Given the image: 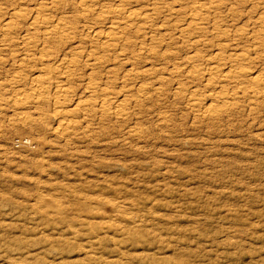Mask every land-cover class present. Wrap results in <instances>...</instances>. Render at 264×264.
Wrapping results in <instances>:
<instances>
[{"label": "rangeland", "instance_id": "obj_1", "mask_svg": "<svg viewBox=\"0 0 264 264\" xmlns=\"http://www.w3.org/2000/svg\"><path fill=\"white\" fill-rule=\"evenodd\" d=\"M10 1L0 0V25L8 18L7 12L25 8L22 13L28 17L41 0H21L24 3L12 5ZM149 1L122 2L128 5L129 12L142 13L147 11ZM174 2L160 0L156 5L153 13L159 16L155 21L159 23L146 31V39L153 38V43L143 40L141 45V39L136 35V41L132 29L124 38L127 43L121 40L119 50L109 53L110 56L106 54L107 57L81 35L85 26H93L92 21L79 20V26L77 23L74 27L79 30V46L83 49L79 47L78 53L85 50V54L82 58L81 54L77 55L79 69L73 71L83 74L82 78L75 77L78 81L73 79L65 84L72 103L67 101L59 109L48 104L46 98L53 94L47 79L51 70L58 75L61 70L56 66L58 63L21 62L18 37L27 28L23 20L16 21L19 25L10 35L14 48L12 45L6 48L0 41V264H264V95L256 100L245 99L235 83L238 91L235 90L238 93L235 106L225 108L208 89L197 84L199 76L196 77L199 81L188 79L190 83L187 79L177 83L176 77L192 69L187 58L195 54L196 67L205 69L220 53V45H231L235 54L247 55L246 61L235 63V70L264 77V0H188V5L172 16L170 10L178 4ZM194 3L218 10L208 14L204 21L196 22L201 24L200 35L194 33V22L195 27L183 19L184 10ZM58 6V11L52 8L49 12L53 21L63 12H80L72 0H60ZM53 11L56 13L52 15ZM165 18L169 24L161 25ZM182 27L187 33L190 30L199 46L192 48L190 40L187 42L189 34H183L184 40L181 39L178 31ZM98 29L107 31L99 26ZM216 29L229 30L235 38H218L214 36ZM47 47L44 52L53 55L62 57L67 52L64 47L61 48L64 53L58 47ZM121 47H125L123 52ZM40 48L30 53L31 58L40 57ZM92 50L95 54L100 52L97 55L104 62L103 65L102 60L98 61L93 73L87 67L92 63L88 60ZM150 50L158 54L151 55ZM140 51L144 56L137 53ZM136 54L140 57L136 58ZM144 62L155 63L151 68L155 71H150L147 80L127 77L131 67L135 72L146 70L142 66ZM98 64L102 67L97 68ZM101 74L111 81L108 84L111 88L108 85L103 88L123 91L121 94L128 104L124 111L127 117L116 119L110 113L86 117L79 114L75 102L87 100L89 78L98 79L97 83L105 82ZM16 78L21 82L19 88L11 85ZM38 80L50 89L49 96L41 102L36 101L30 90V85ZM123 80L128 84L126 88ZM128 81L131 86L143 83L149 88L145 100L136 97L135 92L132 94L135 100L129 93L126 96L124 90L131 89ZM177 84L195 91V98L202 103L215 106L218 117L203 118L188 108L185 102L189 94L173 93ZM14 88L24 91V96L15 98ZM232 90L228 89L229 94ZM57 112L68 113L75 125L66 139L55 134L61 121ZM96 235L99 253L88 254L87 240L95 239Z\"/></svg>", "mask_w": 264, "mask_h": 264}, {"label": "bare ground", "instance_id": "obj_2", "mask_svg": "<svg viewBox=\"0 0 264 264\" xmlns=\"http://www.w3.org/2000/svg\"><path fill=\"white\" fill-rule=\"evenodd\" d=\"M7 1V0H6ZM31 1V0H30ZM40 1V0H39ZM59 1L60 0H41L40 3H38L37 7H32L33 9L31 10L30 12V15L28 17H25V15L22 13L24 9H22V11H12V13H8L6 15H8V18L5 20L4 24L0 25V38H1V44L2 46H5L6 48H11L10 46L12 45L11 43L12 42V37L10 36L11 34H13L12 32H16L14 31L15 29H17L19 23L16 24V21L17 22H20V20L22 19L24 24L26 25V31H25V34H23L21 37H18L21 41V48H20V52L22 53L21 55H23V59L21 60V62H24L26 60L29 61H35L37 60V62H44L46 60H52L53 62L55 63H58L56 66H58L61 70L59 71L58 75L56 76L55 73L53 72V70H51L52 72H50V77H48L49 79L48 82L50 83V89L52 90L53 89V94L50 96V97H46L47 95L49 96V93H50V89H48L47 87H44V81H40L38 80V82L36 81V83H32L30 85V90L32 91L33 95L36 97V101L38 102H41L42 100H46L44 99L45 97L48 98V101H46L48 104L52 105L54 107V109L56 108H62L65 103L68 101L70 103L71 100L68 98V94L70 96V93L67 91V89L65 88L64 89V86L65 84H70L72 82L73 79H77L75 78L76 76L78 78H80L81 74H83L82 72H79L78 74H76V72L73 71L74 68H78L79 67V59L80 57L82 58L83 55V51L85 50H82L83 49V46H79V44H81V42L79 43V41H81L79 39V30H77L78 28H76V26L78 27L79 26V20H82V21H86L87 20H91L92 23H90L91 27L89 26H85L86 29L84 30V32H82L81 35H83V37L87 38L90 42H91V45L92 43L96 44V46H98L100 48V50L102 49V55L106 56H110L109 53H114L115 51L119 50V44H121V40H124L125 37H127L128 35V31L129 30H132L134 29L135 33L133 35H137L139 38L138 39H141V42L139 41V43L142 45L143 40H147L149 41L150 43H153L154 39L151 37L146 39V35L148 34L146 31L147 30H150L155 23V21L157 20V16L155 12V9H156V5H158V2L160 0H150L148 4H146L147 7V11H144L142 13H135L134 12H129L128 10V5L126 4H123V0L122 1H118V0H114L111 4H104L105 1L107 0H72V3H76L80 9V12L79 11H74V13H77V14H74L72 13L73 11H70L72 15L68 14H65L64 12L61 13V16L59 18H57L56 21H53L52 19H50L49 17V12L51 13L52 11V8L56 9L58 11V8H59ZM112 1V0H111ZM135 1V0H134ZM175 2L174 3H178L177 4V7L176 6H173V8L170 10L172 11L171 12V15L172 14H179L180 11H182L184 8L183 6L184 5H188V0H174ZM200 1V0H199ZM254 1H259V0H254ZM262 1V0H261ZM10 5H12V3H18V4H22L23 1L21 0H12L10 1ZM24 2H26L24 0ZM23 2V3H24ZM62 2V1H61ZM60 2V3H61ZM110 2V1H108ZM126 2V1H125ZM124 2V3H125ZM165 2V1H164ZM190 2V1H189ZM194 2V1H193ZM34 3V2H33ZM106 3V2H105ZM131 3V2H129ZM137 3V1H136ZM258 3V2H257ZM2 4V3H1ZM17 4V5H18ZM30 4V3H29ZM62 4V3H61ZM67 4V3H66ZM138 4H143L141 2H139ZM191 4V3H190ZM9 5V6H10ZM63 5H64V2H63ZM144 5V4H143ZM160 5V4H159ZM162 5V4H161ZM173 5V3H172ZM23 6V5H22ZM140 6V5H139ZM17 7V6H16ZM20 7V6H19ZM76 7V6H75ZM163 7V6H162ZM171 7V5H170ZM254 7V6H253ZM15 8V7H14ZM30 8V7H29ZM152 10H150V9ZM160 8V7H159ZM17 9V8H16ZM65 9V8H64ZM78 9V10H79ZM149 9V10H148ZM167 9V7H166ZM11 10V9H10ZM14 10V9H13ZM19 10H21L19 8ZM60 10V9H59ZM61 10H63L61 8ZM142 10V9H141ZM144 10V9H143ZM146 10V9H145ZM162 10V9H161ZM165 10V9H164ZM216 10V11H215ZM166 11V10H165ZM186 11V14H185V18H183L185 21H188L190 22V24L193 25V22L195 23V26L193 25V27H195V31L194 33H196L197 35L199 34L200 35V32H201V28L199 27L201 24H196V22L198 21H204L205 18H208L206 17L208 14H211L212 12L215 13V12H218L217 9L214 8V6H206V5H202V4H199V3H194L192 4L188 9L184 10ZM27 12V10H26ZM62 12V11H61ZM154 12V13H153ZM167 12V11H166ZM3 13V12H2ZM56 13V11L52 13V15ZM185 13V12H184ZM220 13V12H219ZM59 14V12H58ZM74 14V15H73ZM218 14V13H217ZM257 14V13H256ZM70 15V16H69ZM155 15H156V18H155ZM170 15V14H169ZM170 15V16H171ZM216 15V14H215ZM213 15V16H215ZM165 16V15H164ZM167 16V15H166ZM173 16V15H172ZM171 16V18H172ZM180 16V15H179ZM58 17V16H56ZM159 17V16H158ZM163 17V16H161ZM169 17V16H168ZM53 18V16H52ZM170 18V19H171ZM212 18V17H209V19ZM2 19V18H1ZM159 19V18H158ZM166 19V18H165ZM163 19L161 21V25L162 24H169V22L167 21L168 19ZM174 19V18H173ZM171 19V21L173 20ZM180 19V18H179ZM170 21V22H171ZM180 21V20H179ZM207 21V20H206ZM81 22V21H80ZM182 22V21H181ZM215 21L213 20V23ZM218 22V21H217ZM221 22V21H219ZM252 22V21H251ZM255 22V21H253ZM75 27L74 25L77 24ZM158 23H159V20H158ZM157 23V24H158ZM175 23V22H174ZM213 23H212V27H213ZM262 23V22H261ZM264 23V22H263ZM178 24V23H177ZM216 24V23H214ZM218 24V23H217ZM257 24V23H256ZM255 24V25H256ZM173 25V24H172ZM258 25V24H257ZM17 26V27H16ZM98 26L101 27V29H106L107 31L105 32L104 30H100L98 29ZM175 26V25H174ZM173 26V27H174ZM179 26V25H178ZM182 26V25H181ZM215 26V25H214ZM223 26V25H222ZM202 27V26H201ZM216 27V26H215ZM218 27V26H217ZM229 27V26H228ZM162 28V27H161ZM163 28H167L163 26ZM178 28V27H177ZM213 29H215L213 27ZM222 29V28H221ZM235 29V28H234ZM153 31V30H152ZM161 31V30H160ZM174 31V30H173ZM172 31V32H173ZM189 32L187 33V29L186 28H181L178 32L181 34L180 37H182L183 34H189L190 33V30H188ZM213 31H216L215 32V35L214 36H217L218 38L219 37H223V38H235L232 36V34L226 30H219V29H216V30H213ZM240 31V30H239ZM19 32V31H18ZM132 32V31H131ZM177 32V33H178ZM208 32V31H207ZM233 32V31H232ZM41 35H40V34ZM16 34V33H15ZM14 34V35H15ZM131 34V33H129ZM172 34V33H171ZM174 34V33H173ZM202 34V33H201ZM208 34V33H206ZM261 34V33H260ZM17 35V34H16ZM205 35V34H204ZM211 35V34H210ZM263 35V34H262ZM19 36V35H18ZM134 36V37H135ZM137 36L135 37L136 41H137ZM202 36V35H201ZM251 36V35H250ZM11 37V39H10ZM131 37H132V34H131ZM155 37V36H154ZM189 39L187 40V42L190 40V43H191V46L192 48L193 47H196V46H199V41H195L194 38V35H190L189 34ZM207 37V36H206ZM209 37V36H208ZM130 38V37H129ZM205 38V37H204ZM240 38V37H239ZM260 38V37H259ZM82 39V38H81ZM126 39V38H125ZM160 39V38H159ZM168 39V38H167ZM176 39V38H174ZM183 39V37L181 38ZM231 39V40H232ZM18 40V39H16ZM129 41V39H127ZM169 40V39H168ZM167 40V41H168ZM184 40V39H183ZM186 40V39H185ZM229 40V41H231ZM239 40V39H238ZM237 40V41H238ZM126 42V40H124ZM173 41V39H172ZM180 41V40H179ZM206 41H207V38H206ZM214 41V40H213ZM236 41V40H235ZM15 42V41H14ZM85 42V41H84ZM138 42V41H137ZM19 43V42H18ZM127 43V42H126ZM126 43H125V47H128L126 46ZM130 44L131 41L129 42ZM160 43V42H159ZM165 43V42H163ZM175 43V42H174ZM236 43V42H235ZM93 44V45H94ZM123 44V42H122ZM134 44V43H133ZM132 44V45H133ZM185 44V43H184ZM199 44V45H198ZM213 44V43H212ZM251 44V43H250ZM82 45H83V42H82ZM90 45V44H89ZM135 45H136V42H135ZM134 45V46H135ZM139 45V44H138ZM141 45L140 48H141ZM144 45V44H143ZM162 45V44H161ZM170 45V44H169ZM182 45V44H181ZM216 45V44H215ZM219 45V44H217ZM254 45V44H253ZM54 47L56 49V47H58L60 50H64L66 49V53L61 57L60 55L58 54H55L53 55V53H49V52H44V49L45 47ZM94 46V47H96ZM132 46V48L134 47ZM146 46V44H145ZM12 47L14 48V46L12 45ZM39 47L40 48V57L38 59H36L35 57L31 58L32 54H30L31 52L34 53V50H37ZM47 47V48H48ZM62 47H64V49H61ZM79 47H81L82 49V54H81V51L80 53H78V50ZM92 47V46H91ZM96 47V49L98 48ZM123 47V46H122ZM122 52L124 51L122 48ZM188 47V46H187ZM220 50H219V54H214L215 58H214V62L211 63L210 65H206L207 67L204 69L203 67V70L196 67V64H195V59L197 58V54L195 55H192L190 57H188V63L191 64L192 66V69L190 71H187L186 73H183L180 75H177V79H178V82L181 81V80H184V79H187V81H189L188 79H197L196 77H198V79H200L199 82H197V84L200 83V86H202V88L204 89H208L211 93V96L215 97V99L218 101L219 104H222L225 108H232L235 106V95L236 92H238L236 89L238 90H242V95L245 96L249 99H252V100H256V99H259L261 98L263 95H264V88H263V81H264V77L262 75H252L251 72L249 71H246V70H235V63H239V62H243V61H246L247 60V55L245 54H235V48L232 47L231 45H220L219 46ZM87 48V47H84V49ZM130 49V47H128ZM136 48H137V45H136ZM186 48V47H185ZM191 48V49H192ZM212 48V47H211ZM254 48V47H253ZM54 49V50H55ZM92 49V48H91ZM120 49V50H121ZM145 49V48H144ZM150 49V47H149ZM152 49V48H151ZM195 49V48H194ZM255 49V48H254ZM1 50V49H0ZM19 50V49H18ZM138 50V49H137ZM136 50V51H137ZM141 50V49H140ZM147 50V49H146ZM154 50V48H153ZM199 50V49H198ZM58 51V50H57ZM63 52H60V53H64ZM87 51V50H86ZM90 51V50H88ZM95 50H92L91 51V54L89 55L88 57V60L90 62H92L91 64H88L87 67H89L88 69H90L89 71L92 72V69L97 65L96 63L99 61L101 62L100 59L99 60V57L97 54L94 53ZM98 51V50H97ZM96 51V52H97ZM135 51V50H133ZM133 51H130L133 53ZM135 51V53H136ZM151 51V50H150ZM167 51V50H166ZM257 51V50H255ZM59 52V51H58ZM120 52V51H119ZM118 52V53H119ZM141 52V51H140ZM140 52H137L139 54H144V52L140 53ZM146 52V51H145ZM151 55H155V53L158 54V51H151ZM59 53V54H60ZM90 53V52H89ZM117 53V54H118ZM134 53V54H135ZM171 53V52H170ZM176 53V52H175ZM250 53V52H249ZM14 54V53H13ZM79 54H81L82 56H80ZM124 54V53H123ZM169 54V53H168ZM62 55V54H61ZM80 56L79 58L77 57ZM101 55V56H102ZM131 55V54H130ZM138 57L136 58H139L140 56L138 54H136ZM135 55V56H136ZM147 55V54H146ZM149 55V53H148ZM159 55H160V52H159ZM163 55V54H162ZM172 54H170L171 56ZM106 56V57H107ZM115 56L117 57V55L115 54ZM134 55H132L131 58H133ZM144 56V55H143ZM156 56V55H155ZM173 56V55H172ZM87 57V56H86ZM85 57V60H87ZM118 57H120V55L118 54ZM149 57V56H148ZM177 57V56H175ZM212 57V56H211ZM16 58V57H15ZM105 57H103L104 59ZM115 58V57H114ZM135 58V57H134ZM165 58V57H164ZM107 59V58H106ZM169 59V58H168ZM179 59V58H178ZM121 60V59H120ZM124 60V59H123ZM136 60V59H135ZM139 60V59H138ZM153 60H156L153 58ZM164 60V59H163ZM171 60V59H170ZM180 60V59H179ZM198 60V59H197ZM88 61V63H90ZM105 61V59H104ZM130 61V60H129ZM143 61H144V58H143ZM142 61V62H143ZM150 61V60H149ZM87 62V61H86ZM103 62V60H102ZM128 62V61H127ZM133 62V60L131 61ZM136 62H140V61H136ZM146 62V61H145ZM142 65V66H145L147 67L146 70H141V72H135L132 67L130 69L127 70V77L130 76L131 78H135L136 80L137 79H145L146 77H148V75L150 74V71H155V70H152L151 68H153V65L155 64H151L150 62L149 63H145ZM153 62V61H152ZM218 62H221V65L218 64ZM49 63V62H48ZM54 63V64H55ZM85 63V62H84ZM110 63V62H109ZM122 63H126V62H122ZM121 63V64H122ZM134 63V62H133ZM138 63H135L137 66L139 65ZM203 63V62H202ZM16 64V63H15ZM29 64V63H28ZM81 64H82V61H81ZM105 64H108V63H105ZM163 64V63H162ZM176 64V63H175ZM86 65V63L84 64ZM83 65V68L85 69L86 66L84 67ZM103 65H104V62H103ZM109 65V64H108ZM135 65V66H136ZM167 65V64H166ZM187 65V64H186ZM195 65V66H194ZM24 66V65H23ZM55 66V68H56ZM124 66V65H123ZM131 66H134V65H131ZM157 64L155 65V68H158L156 67ZM164 66V65H163ZM168 66V65H167ZM22 67V66H21ZM36 67V66H35ZM81 67V65H80ZM98 67H102V64H98L97 68ZM107 67V66H106ZM129 67V66H128ZM82 68V67H81ZM94 68V69H95ZM116 68V67H115ZM123 68V67H122ZM135 68V67H133ZM173 68H174V65H173ZM31 69V68H30ZM42 69V68H41ZM79 69V68H78ZM87 69V68H86ZM87 69V70H88ZM93 69V70H94ZM109 69V68H108ZM136 69H139V67H136ZM142 69V67H141ZM32 70V69H31ZM77 70V69H76ZM117 70V69H116ZM119 70V69H118ZM126 70V69H125ZM157 70V69H156ZM186 70V69H184ZM48 71V69H47ZM58 70H56V73H57ZM101 71V70H100ZM171 71V70H169ZM7 72V71H6ZM104 72V71H103ZM102 72V73H103ZM123 72V71H122ZM125 72V71H124ZM160 72V71H159ZM93 73V72H92ZM107 73V72H106ZM152 73V72H151ZM154 73V72H153ZM170 73V72H169ZM257 73V72H256ZM18 74V73H17ZM117 74V73H116ZM115 74V75H116ZM156 74V73H155ZM158 74V73H157ZM156 74V75H157ZM23 75V74H22ZM85 75V74H84ZM96 75V74H94ZM99 75H100V72H99ZM103 75V74H101ZM119 75V74H118ZM121 75V74H120ZM151 75V74H150ZM153 75V74H152ZM168 75V74H167ZM171 75V73L169 74ZM17 76V75H16ZM49 76V75H48ZM90 76V75H89ZM104 76V75H103ZM122 76V75H121ZM155 76V75H154ZM42 77V76H41ZM91 77V76H90ZM98 77V75H97ZM105 77V76H104ZM103 77V78H104ZM128 77V78H130ZM153 77V76H152ZM171 77V76H170ZM174 77V76H173ZM82 78V77H81ZM124 78V77H123ZM122 78V79H123ZM161 78V77H160ZM163 78V77H162ZM105 79L107 80V78L105 77ZM111 79V78H110ZM120 79V78H119ZM125 79V78H124ZM170 79V78H169ZM177 79H175V81H177ZM12 86L15 85L16 87L19 88V85L21 84V82L18 80V78L16 79H12ZM100 80V78H99ZM103 80V79H102ZM100 80V81H102ZM104 80L105 82H96L98 81V79L96 81H91V78L88 79V82L86 84V90L88 91V95H87V100L86 101H83L81 102L82 100H79V101H76V106L77 108L79 109V114L80 112L83 113V115L86 117L88 115H96L97 113H100V114H108L110 113L111 116H114L116 119L118 118H125V116L127 117V112L125 113L124 111H126L127 107H128V104L126 102V97L124 95L121 94V93H118L117 91H115V87H113L112 85V88H114V92H111L109 90H106L105 88L103 87H106L110 82L109 80ZM127 80V79H125ZM129 80V79H128ZM132 80V79H131ZM147 80V79H145ZM162 80V79H161ZM172 80V79H171ZM170 80V81H171ZM192 80V81H193ZM32 81V80H31ZM78 81V80H76ZM117 81V80H116ZM119 81V80H118ZM135 81V80H133ZM143 81V80H142ZM165 81V80H164ZM126 81L123 80V83L124 85L127 84L125 83ZM129 82V85L128 86L129 88H131L130 90H124V88H122L125 92H126V96L129 94H133V92H135L134 94H136V97L137 95L140 96V97H143L144 99V96L147 95V92L149 91V88H147V86L143 85V83L139 86H134L133 83L131 86V81H128ZM144 82V81H143ZM155 82V81H154ZM157 82V81H156ZM162 82V81H160ZM196 82V80H195ZM86 83V82H85ZM117 83V82H116ZM168 83V82H167ZM174 83V82H172ZM186 83V82H184ZM190 83V81H189ZM235 83H238L237 84V88L235 89ZM84 84V83H83ZM137 84V83H136ZM160 84V83H159ZM159 84L157 83V85L159 86ZM163 84V82H162ZM162 84H160L162 86ZM118 85V83H117ZM128 85V84H127ZM153 86V83H150L149 86ZM156 85V86H157ZM180 84H177V87L174 89V94H189V98L187 99V101L185 102V104H187V106H189L188 108H191L193 109L194 111H196L201 117L203 116H206L208 117V115L210 116H216L218 114V110L215 106L211 105V103H209V105H206L208 103L205 104L202 103L201 101L197 100L195 98L194 93H196L195 91H191L190 88L187 89L183 86H179ZM73 86V85H72ZM103 86V87H102ZM109 86V85H108ZM107 86V87H108ZM155 86V85H154ZM111 88V86H109ZM124 87V86H122ZM195 87V86H194ZM199 87V86H198ZM197 87V88H198ZM73 88V87H72ZM120 88V87H119ZM125 88H126V85H125ZM128 88V89H129ZM151 88V87H150ZM196 88V87H195ZM232 88L233 90L231 92V94H229L228 92V89ZM15 91L13 92L14 93V97H18L20 98L21 96H24L22 93L24 91H22L21 89H18L16 90V88H14ZM23 89V88H22ZM85 89V88H84ZM148 89V91H147ZM85 90V91H86ZM121 90V89H120ZM152 90V89H151ZM165 90V89H164ZM167 90V89H166ZM171 90V89H170ZM195 90V89H194ZM198 90V89H197ZM201 90V89H200ZM236 90V92H235ZM70 91V90H69ZM79 91V90H78ZM83 91V90H82ZM109 91V92H108ZM163 91V90H162ZM9 92V91H8ZM12 92V91H11ZM74 93V92H73ZM153 93V92H152ZM163 93V92H161ZM165 93V92H164ZM167 93V92H166ZM150 95V94H149ZM173 95V94H172ZM121 96V97H120ZM188 96V95H187ZM197 96V95H196ZM13 97V96H12ZM28 97V96H27ZM72 97V96H71ZM130 97V96H129ZM134 96H132L133 98ZM237 97V96H236ZM159 98V97H158ZM73 99V98H72ZM131 99V98H129ZM135 100V98H133ZM137 99V98H136ZM139 99V98H138ZM142 99V100H143ZM146 99V97H145ZM144 99V100H145ZM25 100V99H24ZM31 100V99H30ZM133 100V101H134ZM141 100V99H139ZM141 100V102H142ZM186 100V99H185ZM203 101V100H202ZM27 102V101H26ZM132 102V101H131ZM130 102V103H131ZM136 102V101H134ZM138 102V101H137ZM140 102V101H139ZM261 102V101H260ZM22 103V102H21ZM143 103V102H142ZM32 104V103H31ZM134 105V103H132ZM132 104H130L132 106ZM21 105V104H20ZM137 105V104H136ZM143 105V104H142ZM39 107V106H38ZM17 107H15L16 109ZM22 108V107H21ZM25 108V107H24ZM36 108V107H35ZM18 109V108H17ZM126 109V110H125ZM192 110V111H193ZM21 111V110H20ZM61 111V110H60ZM128 111H129V108H128ZM45 112V110H44ZM75 112V111H74ZM41 113V111H40ZM60 117H61V121L58 123L57 127L55 128V134L58 135V136H61V138H64V137H68L67 134H69V129L73 128L75 125H72V120L70 121L69 118H68V113H59L57 112ZM78 113V112H77ZM23 114V113H22ZM20 113V115H22ZM71 114V113H70ZM98 115V114H97ZM24 116V115H23ZM44 116V115H43ZM75 116V115H74ZM80 116V115H79ZM92 116V118H94ZM100 116V115H99ZM132 116V115H131ZM197 116V115H196ZM45 117V116H44ZM104 117V116H103ZM218 117V115H217ZM220 117V116H219ZM58 118V117H57ZM76 118V117H75ZM99 118V117H98ZM204 118V117H203ZM209 118V117H208ZM205 117V119H208ZM131 119V118H130ZM84 120V119H83ZM89 120V119H88ZM30 121V120H29ZM82 121V120H81ZM74 123V122H73ZM29 124V123H28ZM80 125V124H79ZM81 126V125H80ZM54 130V129H53ZM74 131V130H73ZM89 132V131H88ZM71 135V133H70ZM83 135V134H82ZM75 136V135H74ZM77 136V135H76ZM90 136V135H89ZM140 136V135H139ZM66 139V138H64ZM68 140V139H67ZM101 237V236H100ZM99 237V239H100ZM97 240H98V235L95 236V239H88L87 240V244H88V247L86 248V252L88 254H94L96 255L98 252V248H97ZM85 252V251H84ZM86 252H85V255H86ZM96 257V256H95Z\"/></svg>", "mask_w": 264, "mask_h": 264}]
</instances>
